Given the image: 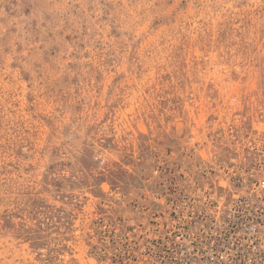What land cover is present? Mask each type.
Returning <instances> with one entry per match:
<instances>
[{"label": "rangeland", "instance_id": "1", "mask_svg": "<svg viewBox=\"0 0 264 264\" xmlns=\"http://www.w3.org/2000/svg\"><path fill=\"white\" fill-rule=\"evenodd\" d=\"M165 158L264 177V0H0V264L112 259Z\"/></svg>", "mask_w": 264, "mask_h": 264}, {"label": "built area", "instance_id": "2", "mask_svg": "<svg viewBox=\"0 0 264 264\" xmlns=\"http://www.w3.org/2000/svg\"><path fill=\"white\" fill-rule=\"evenodd\" d=\"M240 161L162 159L97 264H264V177ZM127 252L129 259H123Z\"/></svg>", "mask_w": 264, "mask_h": 264}]
</instances>
